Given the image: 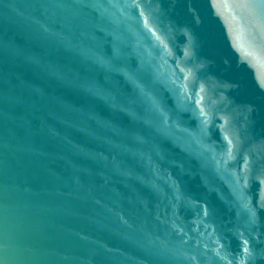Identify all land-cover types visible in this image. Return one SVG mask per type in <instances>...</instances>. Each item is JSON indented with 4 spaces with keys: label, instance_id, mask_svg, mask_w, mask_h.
Listing matches in <instances>:
<instances>
[{
    "label": "water",
    "instance_id": "water-1",
    "mask_svg": "<svg viewBox=\"0 0 264 264\" xmlns=\"http://www.w3.org/2000/svg\"><path fill=\"white\" fill-rule=\"evenodd\" d=\"M0 264H264V0H0Z\"/></svg>",
    "mask_w": 264,
    "mask_h": 264
}]
</instances>
